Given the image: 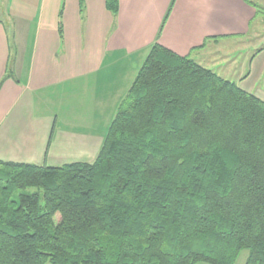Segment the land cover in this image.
<instances>
[{"label": "trees", "instance_id": "obj_1", "mask_svg": "<svg viewBox=\"0 0 264 264\" xmlns=\"http://www.w3.org/2000/svg\"><path fill=\"white\" fill-rule=\"evenodd\" d=\"M243 249L264 264V101L157 42L92 161L0 159V264H235Z\"/></svg>", "mask_w": 264, "mask_h": 264}, {"label": "crops", "instance_id": "obj_2", "mask_svg": "<svg viewBox=\"0 0 264 264\" xmlns=\"http://www.w3.org/2000/svg\"><path fill=\"white\" fill-rule=\"evenodd\" d=\"M252 2L258 9L244 0H119L112 14L105 0L82 5L79 0H5L0 159L47 165L92 161L104 134L56 127L49 103L65 121L75 117L66 102L77 98L97 108L95 116L117 112L120 92L128 90L152 44L197 62L220 43L229 49L248 35L264 5V0ZM262 53L251 57L250 66ZM254 65V76L250 69L234 82L250 93L256 88L252 94L264 101V60Z\"/></svg>", "mask_w": 264, "mask_h": 264}, {"label": "rangeland", "instance_id": "obj_3", "mask_svg": "<svg viewBox=\"0 0 264 264\" xmlns=\"http://www.w3.org/2000/svg\"><path fill=\"white\" fill-rule=\"evenodd\" d=\"M4 1L5 0H0V9L1 5H4ZM259 7L260 8L258 10V17L256 21L252 23L250 32L246 37L237 40L233 44H230L229 49H223L220 43L218 46H216L215 50L209 51L206 54L204 52V57L202 58V60H198V63L206 68L213 70L216 74L224 77L225 79H228L233 82L236 81L238 75L242 73L246 74L249 72L250 69L252 71V76H254V63H263L264 60V5H259ZM261 49L263 53L259 55L255 59L256 61H253V64L250 66L251 57L258 54ZM131 83L132 80H130V84ZM251 84L255 85L253 81H251ZM256 86H260V82H258ZM255 89L256 88L252 90V93L256 91ZM126 92L127 91L120 92L119 104L121 103V99H123V96H125ZM67 103L70 106L71 113H73L75 116L71 118H68L67 116V121L63 119L64 115L59 109H54V105L50 107L49 103L46 107L48 111H53L54 117L56 115V127L67 126L73 130L85 131L89 134L98 133L103 135L105 134L107 127L110 124V121L116 114V109L114 108L109 109L108 112L104 114H98L99 116H95L94 114L97 108L92 107V109H90L89 107H86L85 104L87 103V101H81L78 98L73 99L72 102H66V104ZM90 112H92L93 115H91ZM87 159L88 158H83L81 160L90 161ZM60 164L61 163L52 165ZM247 256L248 250L243 249L239 253L235 264H243Z\"/></svg>", "mask_w": 264, "mask_h": 264}]
</instances>
